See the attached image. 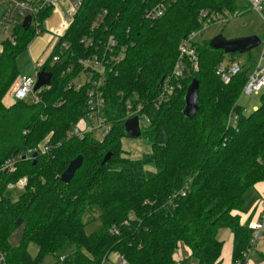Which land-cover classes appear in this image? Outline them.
<instances>
[{"label": "trees", "instance_id": "16d2710c", "mask_svg": "<svg viewBox=\"0 0 264 264\" xmlns=\"http://www.w3.org/2000/svg\"><path fill=\"white\" fill-rule=\"evenodd\" d=\"M160 1L84 0L63 39L74 53L72 62L85 56L86 37L101 43L114 34L128 46L125 60L108 76L106 115L114 129L103 142L67 139L85 114L86 92L67 88L64 66H51L52 57L42 67L53 79L40 102L7 104L16 80L33 69L18 58L35 34L18 27L15 45L1 43L0 166L29 150L38 157L19 160L12 173L0 172V264H42L49 255L58 258L56 264H103L112 254L120 264H222V229L234 235L232 264H247L253 229L250 220L243 222L245 196L264 182V94L262 104L244 116L240 98L247 73L222 82L216 71L227 54L205 41L193 45L199 71L187 57L182 89L160 101V83L176 82L181 42L202 29L203 15L246 7L240 6L242 0H181L163 18L147 21L145 10ZM51 14L48 8L41 18ZM194 79L200 83L199 111L188 118L185 97ZM139 104L149 118L142 137L152 151L131 159L122 147L124 124L129 106ZM235 114L239 120L233 126L229 119ZM108 153L112 158L104 164ZM79 156L82 168L70 184L63 183L62 174ZM21 178L27 179L24 191L11 201L7 186ZM96 206L102 229L88 234L84 214ZM32 243L39 248L36 257L29 252ZM69 248L73 251L67 254ZM182 249H187L185 259L178 258ZM260 256L264 262V253Z\"/></svg>", "mask_w": 264, "mask_h": 264}, {"label": "built area", "instance_id": "2783aa9c", "mask_svg": "<svg viewBox=\"0 0 264 264\" xmlns=\"http://www.w3.org/2000/svg\"><path fill=\"white\" fill-rule=\"evenodd\" d=\"M83 1L84 0L69 1L64 8L65 10L62 9V12H59L61 20L59 26L55 29L49 26L48 20L53 15L55 9H58L56 1L0 0V38H4L5 41H9L12 45H15L17 38L16 30L18 27L22 28L24 19L28 16L32 18L28 30L33 31L35 37L46 27V31L50 32L55 38V44L53 46L54 52L50 63L51 66H64L61 75L62 77L69 78L67 82V88L69 90L86 92L85 114L67 133V139L84 140L87 137H93L103 142L114 129L113 122L106 115L107 101L105 97V88L108 76L114 67L120 65L125 60L128 46L121 42L120 38L114 34H109L105 41L101 43H96L94 39L86 37L82 40L86 52L85 56L78 58L76 62H72L71 60L74 53L71 51L69 43L63 41V39H65ZM180 1L181 0L160 1L145 10L144 18L154 23L163 18L173 4ZM248 7L250 10L257 12L264 19V0H251ZM48 8L52 9L51 16L47 19H42L41 14ZM228 15H230V13L208 17L207 14H204L203 16L207 20H205L202 29H207L213 22L227 21ZM107 16L108 12L104 13L96 20V25H99ZM197 34V32H193L188 38L181 42L180 53L173 74L176 82H164L161 89L160 101L169 99L177 90L182 89L180 80L184 77V71L187 69L185 63L187 57H190L194 61L196 72L199 71L198 56L193 48L194 39L197 37ZM261 47L263 48L262 56L252 75L248 76L242 92V94L247 96L264 93V38L262 39ZM64 59L69 61L64 63ZM43 66L44 65L40 66L39 70H35L34 76H20L10 91V98L14 101L40 102V93L42 90L44 88H50V86H47L38 91L35 90L38 83V74L42 71ZM242 72H244V70L239 62L229 64L222 63L216 71L219 78L225 84L231 83V81ZM144 109L145 107L142 104L134 108L129 106L128 118L126 120L134 116H139L142 128L143 125L149 121L148 116L144 114ZM238 120L239 115L235 114L230 117L229 122L233 124ZM49 150V146L44 149L45 152ZM34 153H36L34 150H29L26 153L18 154L7 159L0 166V172H14L19 160L34 159ZM26 184L27 179L22 178L15 184H9L7 188L13 187L14 185L24 187ZM182 194L183 196L186 195L185 193ZM252 229L253 237L250 249L245 253V257L247 258L251 257L254 253L258 241L262 236L264 230V216L258 223L252 226ZM66 259V255H62L60 257V262L63 263ZM122 264H125V262ZM237 264L240 263L238 262Z\"/></svg>", "mask_w": 264, "mask_h": 264}, {"label": "rangeland", "instance_id": "374dc122", "mask_svg": "<svg viewBox=\"0 0 264 264\" xmlns=\"http://www.w3.org/2000/svg\"><path fill=\"white\" fill-rule=\"evenodd\" d=\"M56 1L58 4V9H55L53 15L49 18L48 24L52 28H57L60 24L61 16L59 12L66 7V4L74 0H51ZM247 0L240 1L241 7H246L244 12L237 11L233 15H228L227 21L213 22L205 30H197V37H195L194 42L203 43L205 41H211L214 37L218 35H223L228 39H235L240 37H245L249 35H258L260 38H264V19L257 12L249 9ZM248 7V8H247ZM1 11V7H0ZM240 14V15H239ZM207 20V19H206ZM204 25V24H203ZM46 27L38 34L32 44L29 46L28 50L24 52L19 58L18 63L22 64L24 62L30 61L33 65V69L29 76L35 75V70L40 69V66L44 65L53 56V46L55 44V38L50 32L46 31ZM5 41L4 38H0V45ZM263 48L260 46L251 52L244 54H227L224 59L225 64L231 63V61L239 62L242 65L243 70L248 76L252 75L256 69L259 60L262 56ZM260 95L247 96L242 94L240 98V106L244 116L249 115L251 112L256 110L262 104V96ZM5 102L7 104L14 102L9 96L6 98ZM238 122V121H237ZM237 122L233 123V126L237 125ZM123 150L126 152L127 156L131 159H140L144 154L150 153L152 151V145L145 138H132L126 136L122 140ZM126 156V155H125ZM22 179V178H21ZM24 191L23 187L14 185L9 187L5 191V196L11 201L17 200L18 196ZM252 191V190H251ZM249 192V195H253ZM249 200V199H248ZM101 210L99 207H93L92 210H87L84 214L85 230L88 234L98 232L102 229V221L100 219ZM254 253L251 255V262L253 264H260L258 260H261L260 252L264 253V235L258 241L257 247ZM73 248L67 250V254L71 253ZM29 252L33 257H36L39 252L37 244L32 243L29 246ZM187 249H182L179 252L178 258L185 259ZM58 258L54 255L47 256L42 264H56ZM103 264H120L117 255L112 254ZM264 264V263H263Z\"/></svg>", "mask_w": 264, "mask_h": 264}, {"label": "water", "instance_id": "95a60500", "mask_svg": "<svg viewBox=\"0 0 264 264\" xmlns=\"http://www.w3.org/2000/svg\"><path fill=\"white\" fill-rule=\"evenodd\" d=\"M32 18L28 16L24 19L22 28L28 30L30 28ZM262 44V38L258 35H249L245 37L228 39L223 35H218L209 41V45L214 50H222L226 54H244L253 51L254 49L260 47ZM184 76H188V70L185 69ZM53 79V74L42 70L38 74V83L35 90L38 91L43 87L51 86ZM162 81L160 86L163 85ZM199 93H200V83L197 79H194L188 87V91L185 97L186 108L184 114L188 118H194L199 111ZM126 136L132 138L142 137V128L140 124L139 116H134L126 120L124 124ZM34 159L38 157V153H34ZM112 158V153H108L104 159V164L107 163ZM84 164V158L82 156L74 159L66 171L61 176V181L65 184H70L73 180L76 172L82 168Z\"/></svg>", "mask_w": 264, "mask_h": 264}, {"label": "crops", "instance_id": "0c3cea01", "mask_svg": "<svg viewBox=\"0 0 264 264\" xmlns=\"http://www.w3.org/2000/svg\"><path fill=\"white\" fill-rule=\"evenodd\" d=\"M250 1L251 0H247L248 4L250 3ZM250 191L253 192L250 193L253 195H249L250 197L247 198V195ZM263 216H264V182H261L258 183L254 188L250 189L245 196V215L243 217V222L250 220L252 227L254 224L258 223ZM219 237L224 242L222 264H232L234 235L230 230L222 229L219 233ZM251 259L252 257H250L247 264H253L251 262ZM258 261L260 264L264 263L261 260Z\"/></svg>", "mask_w": 264, "mask_h": 264}]
</instances>
